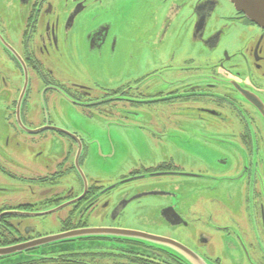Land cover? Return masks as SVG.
I'll return each mask as SVG.
<instances>
[{"label":"flooded vegetation","instance_id":"flooded-vegetation-1","mask_svg":"<svg viewBox=\"0 0 264 264\" xmlns=\"http://www.w3.org/2000/svg\"><path fill=\"white\" fill-rule=\"evenodd\" d=\"M130 1L0 0L2 133L16 142L0 149V264H189L124 238L39 242L88 228L264 264V30L228 0H168L152 23ZM110 168L111 183L90 174Z\"/></svg>","mask_w":264,"mask_h":264},{"label":"water","instance_id":"water-1","mask_svg":"<svg viewBox=\"0 0 264 264\" xmlns=\"http://www.w3.org/2000/svg\"><path fill=\"white\" fill-rule=\"evenodd\" d=\"M232 3L235 9L241 12L249 21L264 30V0H228ZM66 206V205H64ZM62 206V207H64ZM58 210V209H57ZM53 212V211H51ZM47 214V213H45ZM118 238L128 239L145 243L158 249L169 251L173 249L180 254L189 264H207L208 262L196 254H194L187 247L167 238L144 234L132 230H123L115 228H88L79 231H73L63 234H57L43 238L41 243H57L80 238Z\"/></svg>","mask_w":264,"mask_h":264},{"label":"rangeland","instance_id":"rangeland-1","mask_svg":"<svg viewBox=\"0 0 264 264\" xmlns=\"http://www.w3.org/2000/svg\"><path fill=\"white\" fill-rule=\"evenodd\" d=\"M167 2H168V0H131L129 5L134 6V8L131 11V16H137L139 13H143L145 15V19L147 21H149L150 23L155 22L159 19L160 10L168 9V11H169L173 8V4L169 5ZM128 9H130V7ZM191 12H192L191 9L188 7L184 10L183 14H181V16L179 17L178 27H181V28L186 27V29L189 31V28L186 26V16L190 15ZM215 16H217V14ZM117 19L124 21L126 24H128L132 27H136V28L139 27L137 19L132 21L131 19H128L126 16L125 17H119ZM188 19H189V17H188ZM188 21L190 23L192 22V20H188ZM194 25L192 27H194ZM76 33L78 34V31H76ZM179 34H180L179 30L175 29L173 27L171 29V32L169 35L173 36V35H179ZM131 38H133V37H131ZM226 41H232V31L227 35V37L225 39V43H226ZM128 44L129 43L124 44L123 48L127 49ZM181 44H182L181 45V51L182 52H185L188 49V46H190V45H188V43H185V42H182ZM126 49H124V50H126ZM106 63H107V61L104 64H106ZM90 67L92 68L93 72H95V74L101 78L103 77V75H101L99 73L112 75V76H119L117 74L105 72V71L99 69L97 67V65H95V64L90 65ZM5 114H6V111H4L0 105V149L2 151L8 150L10 153H15L16 142H14V140H11L10 145H8L6 136L4 133H2L6 129V127L9 126L8 120L5 117ZM125 142H126V144L123 148L124 154H127L128 152L132 153L133 150L131 151V148H133V149L135 148L133 139L125 140ZM103 148H104L105 153L111 152V149H109L110 148L109 145H106ZM24 150H26V147L19 151V155H21ZM123 172H125V171H123ZM90 174L98 175V176L103 177V178L108 177V179H107L108 183H111L117 179L116 178L117 173L112 168H110L108 171H104V170L91 171ZM49 217H58V215L53 214V215H50ZM149 218L154 219V218H156V216L154 214H152V215H150ZM49 220H51V219H49ZM33 222L37 223V221H33ZM94 223H96V222H94ZM125 225H127V224H125ZM39 227H42V226H39ZM44 227H46V229L49 232H58V230H59V225L54 224V222L51 223L50 225L44 226Z\"/></svg>","mask_w":264,"mask_h":264},{"label":"trees","instance_id":"trees-1","mask_svg":"<svg viewBox=\"0 0 264 264\" xmlns=\"http://www.w3.org/2000/svg\"><path fill=\"white\" fill-rule=\"evenodd\" d=\"M89 238V237H88ZM91 238H94V237H91ZM101 239H103V238H101Z\"/></svg>","mask_w":264,"mask_h":264}]
</instances>
